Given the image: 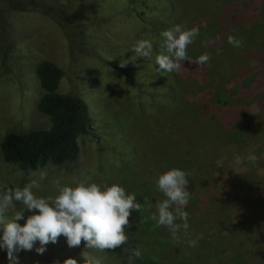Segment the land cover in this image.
<instances>
[{"label": "rangeland", "instance_id": "obj_1", "mask_svg": "<svg viewBox=\"0 0 264 264\" xmlns=\"http://www.w3.org/2000/svg\"><path fill=\"white\" fill-rule=\"evenodd\" d=\"M176 24L199 29L187 49L191 59L211 57L189 79L158 72L155 63L160 33ZM230 35L243 46L230 45ZM142 39L153 42L152 58L131 62ZM125 60L122 72L114 68ZM39 61L61 70L58 93L80 98L91 121L74 161L39 168L48 177L35 194L56 196L57 180L72 187L118 184L144 207L132 211L124 246L101 252L82 241L70 249L61 236L42 255L35 252L38 242L18 253L20 264L68 258L85 264L90 256L101 264H264V0H0V141L10 132L48 127L35 108ZM236 155L258 160L237 166ZM173 168L189 173L191 193L190 227L178 243L149 219L165 198L155 181ZM28 182L0 156L4 191ZM33 214L38 211L25 210L17 223L24 226ZM201 234L190 247L188 240ZM133 248L141 256L129 261ZM0 264H8L4 250Z\"/></svg>", "mask_w": 264, "mask_h": 264}, {"label": "clouds", "instance_id": "obj_2", "mask_svg": "<svg viewBox=\"0 0 264 264\" xmlns=\"http://www.w3.org/2000/svg\"><path fill=\"white\" fill-rule=\"evenodd\" d=\"M160 36L162 51L155 57L158 72L179 74L187 71L182 67L184 61L199 67L210 66L211 57L208 53L200 55L194 61L187 54L188 46L199 36L198 28L188 29L184 25L176 24L162 31ZM228 43L236 48L243 46L242 39L231 35ZM131 52V62L138 57L151 60L153 42L148 39L139 40ZM130 61H122L120 67L124 68ZM245 160L255 163L258 157H233L237 166L242 165ZM188 175L186 171L173 168L158 176L155 181L156 189L165 198L156 204V211L149 216L158 227L167 228L177 243L180 242L181 232L187 235L190 227L189 213L185 211L191 199ZM47 177L46 168L30 170L29 182L23 188H7L0 194V250L6 252L8 264H20L18 253L33 250L37 242L40 246L35 247V252L42 255L46 246L49 243L56 244L61 236L66 238L67 247L70 249L79 247L82 241L85 249L101 252L114 250L128 243L129 236L125 229L130 227L129 217L132 211L139 212L144 207L137 202L135 193L128 194L118 184L108 186L79 182L72 187L62 185L57 180L54 182L58 193L56 196H37L33 189H40ZM17 202L22 205L19 210L16 208ZM144 204L150 211L152 205L147 198ZM25 210L38 211V214L28 216L24 226H21L17 221L23 219ZM9 212L12 213L11 218ZM200 239H203L202 234L188 240L189 246L196 247ZM140 256V249L133 248L128 259L131 261ZM63 264H77V261L68 258ZM85 264H101V260L90 256Z\"/></svg>", "mask_w": 264, "mask_h": 264}, {"label": "trees", "instance_id": "obj_3", "mask_svg": "<svg viewBox=\"0 0 264 264\" xmlns=\"http://www.w3.org/2000/svg\"><path fill=\"white\" fill-rule=\"evenodd\" d=\"M184 62L185 67H182L187 71L182 72L187 79L203 68L193 63H188L190 68H186V61ZM114 68L120 72L124 70L121 67ZM34 75L41 91L35 108L46 117L48 127L19 134L10 132L0 141L2 161L15 165L26 176H29L30 170L36 171L48 163L61 166L74 161L78 155L77 141L88 133L91 121L87 106L80 98L58 93L62 72L54 63L39 61L34 67ZM91 82L95 83V79ZM235 82L233 81L237 85ZM232 86L229 84L228 88L235 90ZM3 192L4 189L0 187V193Z\"/></svg>", "mask_w": 264, "mask_h": 264}]
</instances>
